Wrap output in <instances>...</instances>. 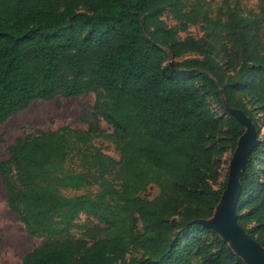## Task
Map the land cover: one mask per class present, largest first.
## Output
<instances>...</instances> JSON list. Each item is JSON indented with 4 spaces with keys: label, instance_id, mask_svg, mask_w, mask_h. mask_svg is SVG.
Wrapping results in <instances>:
<instances>
[{
    "label": "trees",
    "instance_id": "16d2710c",
    "mask_svg": "<svg viewBox=\"0 0 264 264\" xmlns=\"http://www.w3.org/2000/svg\"><path fill=\"white\" fill-rule=\"evenodd\" d=\"M205 5L0 0V124L36 100L96 95L87 129H36L0 164L9 206L30 234L45 237L21 264H246L198 221L213 216L227 187H215L224 156L246 129L228 107L243 110L260 136L264 0L259 12L228 4L215 17ZM197 24L205 36L181 37ZM197 50L202 58L170 65ZM97 138L113 142L120 160ZM260 138L242 170L237 212L264 246ZM62 186L98 188L67 196ZM153 186L159 194L145 196ZM82 215L91 224L77 237Z\"/></svg>",
    "mask_w": 264,
    "mask_h": 264
},
{
    "label": "rangeland",
    "instance_id": "374dc122",
    "mask_svg": "<svg viewBox=\"0 0 264 264\" xmlns=\"http://www.w3.org/2000/svg\"><path fill=\"white\" fill-rule=\"evenodd\" d=\"M195 0H189L192 4ZM260 0H206L205 7L210 9L213 17L217 16L221 8L226 5H239L245 12H259ZM164 20L174 26L176 21L170 13L164 15ZM264 33V26L262 29ZM187 35L194 36L199 39L205 36V31L201 24L192 25L187 33H181V37ZM218 59H222V54L217 55ZM200 51H190L182 55L179 59H170L174 65L181 61L193 58H202ZM96 101L95 93H87L80 96L72 97H56L51 101L36 100L33 101L26 109L12 116L8 121L0 124V164L10 157L9 146L23 138L26 135L34 132L36 129L42 130H58L64 126H71L75 129H87L89 122L94 120V104ZM220 113L222 112L216 108ZM230 112L244 117L246 115L240 110L231 109ZM247 116V115H246ZM261 116V115H260ZM248 117V116H247ZM100 126L108 133L113 132V128L102 118L99 120ZM260 137L264 136V120H261ZM95 144L100 146L106 153L120 160V153L117 151L115 144L109 139L97 138ZM233 154L229 149L224 156V164L221 169V177L215 187H219L221 183L229 179L230 164ZM97 186L82 190H72L70 188L61 187V192L67 196L79 195L88 191L96 192ZM159 194V189L156 186L151 187L145 196L153 198ZM94 220L95 223L98 221ZM91 222L87 216L82 215L77 221L72 232L78 237L86 230V225ZM0 264H21L24 257L30 253L35 247L40 245L44 240V236H34L30 234L22 221L20 215L13 211L8 203L7 189L0 174Z\"/></svg>",
    "mask_w": 264,
    "mask_h": 264
},
{
    "label": "water",
    "instance_id": "95a60500",
    "mask_svg": "<svg viewBox=\"0 0 264 264\" xmlns=\"http://www.w3.org/2000/svg\"><path fill=\"white\" fill-rule=\"evenodd\" d=\"M173 66L174 63L170 62ZM229 111L233 108L228 107ZM240 110V109H234ZM244 112L243 110H240ZM232 113V112H231ZM245 113V112H244ZM235 115L246 127L239 138L230 164L227 187L212 217L198 222L214 229L246 264H264V246L251 236L238 221V203L242 193L241 174L254 147L259 143L258 131L252 119ZM230 241L234 242L236 249Z\"/></svg>",
    "mask_w": 264,
    "mask_h": 264
},
{
    "label": "bare ground",
    "instance_id": "6f19581e",
    "mask_svg": "<svg viewBox=\"0 0 264 264\" xmlns=\"http://www.w3.org/2000/svg\"><path fill=\"white\" fill-rule=\"evenodd\" d=\"M231 242V244L236 248V249H238L235 245H234V242L233 241H230Z\"/></svg>",
    "mask_w": 264,
    "mask_h": 264
}]
</instances>
